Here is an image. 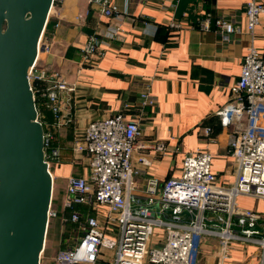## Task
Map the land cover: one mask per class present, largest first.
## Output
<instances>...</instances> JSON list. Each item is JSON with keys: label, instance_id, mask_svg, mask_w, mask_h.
I'll use <instances>...</instances> for the list:
<instances>
[{"label": "crops", "instance_id": "0c3cea01", "mask_svg": "<svg viewBox=\"0 0 264 264\" xmlns=\"http://www.w3.org/2000/svg\"><path fill=\"white\" fill-rule=\"evenodd\" d=\"M107 1L116 4L120 11L126 7V0ZM259 1L264 4V0ZM245 2L131 0L129 12L121 20L105 15L102 3L89 0H65L53 9L45 33L50 50L41 55V63L51 71L61 72L75 85L70 102L64 103L73 121L55 129L60 158L50 166L53 207L59 199L60 179L67 181L71 175H87L90 170L88 154L74 148L88 124L121 111L127 118L138 120L142 129L134 162L143 169V174L136 178L135 194H145L148 176H157L162 181L181 176L185 156L198 149L212 153V170L218 184L235 181L238 169L229 141L238 123L224 125L220 112L230 100L231 86L240 77L242 60L249 47L255 46L264 57V12L254 30L248 31ZM206 17L210 18V29L201 26ZM217 17L232 19L240 25L232 41L223 42L215 31ZM172 21L181 27H171ZM113 26H120L117 38H106L94 57L84 60L81 48L88 36L94 32L105 34ZM147 89L156 100L154 106L140 104V94ZM44 113L47 123H52L53 115ZM140 156L149 163L142 164ZM66 197L62 216L50 220L47 236L52 221L62 219L65 214ZM237 203L241 208L260 213V222L264 223V199L240 195ZM79 208L88 215L107 217L104 206L82 204ZM207 215L214 217L211 212ZM163 217L173 220L169 213ZM191 218L186 214L179 221L188 223ZM207 224L216 233H206L200 238L195 264H264L261 243L253 239L226 242L217 234L225 227L224 222L212 220ZM231 230L242 235L236 216L232 218ZM161 234L160 229L155 230L152 244L158 243ZM262 237L264 228L260 227L253 238Z\"/></svg>", "mask_w": 264, "mask_h": 264}, {"label": "built area", "instance_id": "2783aa9c", "mask_svg": "<svg viewBox=\"0 0 264 264\" xmlns=\"http://www.w3.org/2000/svg\"><path fill=\"white\" fill-rule=\"evenodd\" d=\"M64 1L53 0L49 18L53 9ZM89 1L102 3V12L117 20L129 12L131 3L126 0L125 9L120 11L116 4L107 0ZM245 11L247 29L252 32L264 12V4L259 0H246ZM169 25L181 27L174 21ZM201 26L210 29V18H204ZM119 30L120 26H113L105 34L89 35L81 48L83 59H92L105 39L117 38ZM45 31L29 79L35 100L38 99L37 120L44 126L45 160L50 170L52 162L60 158V149L55 145V129L73 121L64 103L70 102L75 85L61 72L42 65L41 55L50 50ZM215 31L223 42H230L240 31V25L232 19L217 17ZM140 104H156L150 89L141 92ZM42 108L53 115L52 123H47ZM220 115L224 125L238 123L229 141L238 169L235 181L228 185L218 184L212 170V153L198 149L185 156L181 176L165 181L148 176L143 196L135 194L136 178L143 174V169L134 162L136 143L142 133L139 121L127 118L122 111L91 121L83 138L74 145L76 150L88 154L90 170L87 175L68 177L64 210L70 212L63 214L61 219L64 231H70L76 243L71 245V238L67 239V246L57 252L56 264H195L200 238L206 233H216L207 224L212 220L225 223L217 234L226 242L253 239L264 246V237L253 238L260 227L264 228V223L260 222L262 215L241 208L237 203L240 195L264 199V57L253 45L243 57L240 77L231 86L230 100ZM138 159L144 165L149 163L143 156ZM82 204L107 207V217L85 214L79 208ZM167 210L172 211L169 215L173 220L163 217ZM59 214L51 204L49 223ZM186 214L191 215V220L180 222ZM234 216L242 235L231 230ZM156 229L162 231L161 239L152 244Z\"/></svg>", "mask_w": 264, "mask_h": 264}, {"label": "water", "instance_id": "95a60500", "mask_svg": "<svg viewBox=\"0 0 264 264\" xmlns=\"http://www.w3.org/2000/svg\"><path fill=\"white\" fill-rule=\"evenodd\" d=\"M52 5L0 0V264H41L45 247L53 176L29 72Z\"/></svg>", "mask_w": 264, "mask_h": 264}, {"label": "rangeland", "instance_id": "374dc122", "mask_svg": "<svg viewBox=\"0 0 264 264\" xmlns=\"http://www.w3.org/2000/svg\"><path fill=\"white\" fill-rule=\"evenodd\" d=\"M59 189V199L55 201V206L59 211V217L62 216L63 210V199L67 196V181L65 179H60L58 182ZM48 236L46 237L45 247L41 253V264H56L55 257L57 252L63 247L67 246V239L72 237L70 231H64V226L62 224L61 218L56 219L55 222L49 228ZM64 231V232H63ZM75 239H70V244H75ZM49 256V259H48ZM49 260V261H48Z\"/></svg>", "mask_w": 264, "mask_h": 264}, {"label": "trees", "instance_id": "16d2710c", "mask_svg": "<svg viewBox=\"0 0 264 264\" xmlns=\"http://www.w3.org/2000/svg\"><path fill=\"white\" fill-rule=\"evenodd\" d=\"M49 25H50V22L48 21V24H47V27H46V31H45V33H46L47 30L49 29ZM36 102H37V104H38V99H36ZM42 109H44V108H42ZM44 111H47L48 114L50 113V112H49L48 110H46V109H44ZM45 114H46V113H45ZM46 116H47V115H46ZM69 212H70V210L67 209L65 213L68 214Z\"/></svg>", "mask_w": 264, "mask_h": 264}]
</instances>
